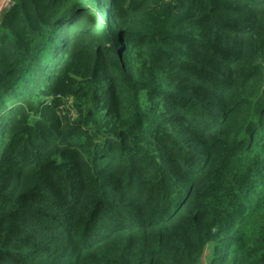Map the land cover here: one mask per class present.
I'll return each mask as SVG.
<instances>
[{"label":"trees","instance_id":"obj_1","mask_svg":"<svg viewBox=\"0 0 264 264\" xmlns=\"http://www.w3.org/2000/svg\"><path fill=\"white\" fill-rule=\"evenodd\" d=\"M207 247L264 264V0H12L0 264H203Z\"/></svg>","mask_w":264,"mask_h":264},{"label":"rangeland","instance_id":"obj_2","mask_svg":"<svg viewBox=\"0 0 264 264\" xmlns=\"http://www.w3.org/2000/svg\"><path fill=\"white\" fill-rule=\"evenodd\" d=\"M11 3H12V0H0V15H1L3 9L5 10V8L9 7L11 5ZM97 14H99L100 16L105 15L106 10H100L97 12ZM88 15H89V13H88ZM210 258H211V256L209 255V247H207L205 250L203 264H210Z\"/></svg>","mask_w":264,"mask_h":264}]
</instances>
